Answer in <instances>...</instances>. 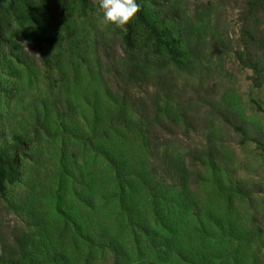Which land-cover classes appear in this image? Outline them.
I'll list each match as a JSON object with an SVG mask.
<instances>
[{
    "label": "rangeland",
    "instance_id": "rangeland-1",
    "mask_svg": "<svg viewBox=\"0 0 264 264\" xmlns=\"http://www.w3.org/2000/svg\"><path fill=\"white\" fill-rule=\"evenodd\" d=\"M249 1L138 0L140 12L173 14L160 43L137 18L126 30L103 24L99 0H32L48 18L25 5L23 20H7L8 29L46 26L71 39L56 48L19 41L12 57L0 55V142L14 131L29 136L20 180L0 198V254L19 239L64 264H264V77L248 67L251 57L264 68V9L251 11ZM245 30L255 35L249 47ZM133 57L149 74L126 94L117 80ZM106 89L130 97L123 108L132 120L107 140L126 173L96 152L100 143L63 136L70 106L89 133L92 95L109 107ZM44 105L61 113L37 134L33 114ZM209 147L224 182L239 190L231 203L214 187L210 163L194 162ZM177 164L185 180L176 184L164 171ZM73 220L92 243L71 239Z\"/></svg>",
    "mask_w": 264,
    "mask_h": 264
},
{
    "label": "trees",
    "instance_id": "trees-1",
    "mask_svg": "<svg viewBox=\"0 0 264 264\" xmlns=\"http://www.w3.org/2000/svg\"><path fill=\"white\" fill-rule=\"evenodd\" d=\"M151 1L154 5H161L160 1L162 0ZM81 2L86 4L88 0H81ZM248 3L251 11L257 10L258 6L264 9V0H250ZM25 5H29L31 9L27 12L28 15H33L34 18H38L40 20L45 18V16H41L39 12L36 11L32 0H0V55H3L4 60L9 59V56L12 57L14 55V50L17 49L19 41H28L29 43H38L40 45L47 44L52 48H56V46L60 45L59 43L63 41V36H61L60 32H51L46 26H41L39 28V26L32 25L31 27L25 28L23 30L8 29V19L18 20L20 22L25 18L26 12L24 13L22 11V7ZM161 13H163V17H160V14L158 13L155 18V15L148 12H139L137 16L138 24L149 31L157 43H160L163 40L166 32H168L167 26L174 19L172 13L164 11ZM260 16L262 18V25L264 27V12H262ZM53 18L54 17L52 14L51 19ZM259 28L260 27L257 29L259 30ZM253 38H255L253 33H250L248 30L243 31V39L245 41L246 47L252 45ZM70 39L71 38H65L63 43L68 44ZM180 40L181 37L177 40L178 45H181ZM125 41L126 46L129 49L127 50L128 54L133 55L136 50V46L133 41L132 27L130 28L129 33L126 34ZM71 43L72 46L70 47L69 52L71 53V57H74L77 53V47L75 42L72 41ZM155 48L160 49V44L159 46H155ZM6 49L9 50V53L7 52L5 54ZM5 55H7L6 58ZM59 59L60 57L56 58L57 61ZM136 62L137 60L133 57L131 61V67L124 69L123 72L119 74V80H117V87L124 86V92H126V94H128L127 91L130 86H141L147 80V76L149 74ZM250 62L251 64H249L248 67L251 68L258 76L264 77V68L257 64L253 65L251 57ZM126 94L123 96L120 95L119 92L112 93V91L106 89L104 96L108 99L107 102L110 103L109 107L103 105L96 94L94 97L92 95L91 106L93 108L94 116L92 123L88 128L89 133L87 135L78 129V124L76 122L77 108L74 109V107H69V112L64 115L62 119L63 124L61 125L65 139H72L75 136V138L85 142L90 148H93L95 144L100 143L99 150H96V152L107 155V158L117 168V171L121 173H126L127 165L125 161L119 159L117 156L114 160L115 152L109 151L107 149V140L109 139V134L116 135L121 131L123 134L128 122L132 120L130 119L131 117L128 116L126 109L123 108V105H125L127 101L130 100L129 95ZM155 104L156 102H154V105ZM60 113L61 111L57 106L54 105L53 107L52 105H44L41 113L37 110L33 114V117L35 116L34 124L31 126L33 127V131L37 134H39V132L44 134L49 133L47 132L49 126L45 125L49 122L51 114L59 116ZM29 127L30 125H27L26 130ZM78 132L81 134H78ZM24 134H27V132L22 134L18 131H14L11 133V143L0 142V198L6 199L8 197L9 186L20 180V159L23 157L27 149V143L29 142V136ZM4 137L5 136L0 133V138L2 139ZM218 154L219 152L217 149L209 147L207 150L197 152L193 156L194 162L201 161L203 166L204 163H210L208 167L214 175V187H218L219 194L225 196L227 201L231 203L234 196L239 195V190L234 182H224L222 175L220 174V168L216 162ZM183 170L184 167L177 164L176 166L167 167L164 173H166L169 178L177 184L179 180H185V178L181 176ZM72 223L74 229L70 233L71 239L76 240L77 238L82 237L83 240H88V243H92L91 239L87 237L90 232L87 231V227L85 226L86 224L80 220H73ZM39 246V243L34 241L25 244V242L23 243L21 240L17 239L13 246L9 248L4 246L3 252L0 254V264H64V260L62 257H60V255L53 254L51 258L49 253L39 250Z\"/></svg>",
    "mask_w": 264,
    "mask_h": 264
},
{
    "label": "clouds",
    "instance_id": "clouds-1",
    "mask_svg": "<svg viewBox=\"0 0 264 264\" xmlns=\"http://www.w3.org/2000/svg\"><path fill=\"white\" fill-rule=\"evenodd\" d=\"M99 10L103 24L126 30L137 18L140 6L138 0H99Z\"/></svg>",
    "mask_w": 264,
    "mask_h": 264
}]
</instances>
